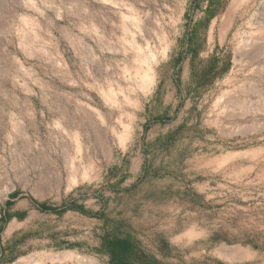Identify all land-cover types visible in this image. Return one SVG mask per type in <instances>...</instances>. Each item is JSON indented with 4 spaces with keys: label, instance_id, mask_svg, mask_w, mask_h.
<instances>
[{
    "label": "rangeland",
    "instance_id": "1",
    "mask_svg": "<svg viewBox=\"0 0 264 264\" xmlns=\"http://www.w3.org/2000/svg\"><path fill=\"white\" fill-rule=\"evenodd\" d=\"M257 38L264 0H0V264H264Z\"/></svg>",
    "mask_w": 264,
    "mask_h": 264
},
{
    "label": "bare ground",
    "instance_id": "2",
    "mask_svg": "<svg viewBox=\"0 0 264 264\" xmlns=\"http://www.w3.org/2000/svg\"><path fill=\"white\" fill-rule=\"evenodd\" d=\"M262 40H264V39L263 38H260V39L257 38L256 40H254V42H253L254 44L252 43L253 45H251V46H250V44H249L250 42H249L248 45L245 46V50H247L248 53L251 56H253V57H251V59H253L252 63L258 64L259 66L262 67V69H263L262 74H263V72H264V45H262L263 44ZM251 41H252V39H251ZM242 51H243V49H242ZM243 53H245V52H243ZM240 54H241V52H240ZM243 58H244V55H243ZM140 60L142 62H146L145 59H140ZM144 77L146 80L150 81V76L148 74H144ZM236 103H237V101H236ZM235 105L236 104H234V106ZM60 107H62V106H60ZM92 113L90 111L91 116L93 115ZM59 114L62 116L63 119H65V121L63 122V125H62L63 128H65V130L69 133L74 132L73 138L76 139L78 147H80L79 136H82V134L84 132H86L87 136H89L91 138V140L95 141L96 144L97 143H98V145L101 143L103 144V138H101V132H100L101 128L99 130L98 124L92 118L93 116L91 117V116L85 114L84 116H81V117H73L68 113L67 110H63L62 108L59 111ZM105 152L108 154L110 153V151L107 149H105ZM87 159L91 160L90 158H87ZM67 165L69 168L68 170L73 171V173H75L79 170L76 163H74L72 159L67 161ZM36 166H38V165H36ZM43 169L44 170L41 172V175H42L41 178L42 179L44 178L46 180L50 179L51 182L53 181V183H57L59 185L60 180H59V177L57 176V173L54 170H52L51 168H45L44 167ZM40 171H41V169H40ZM73 173L70 174V176H69V179L71 180V182H75V180H76V178H74ZM36 190L41 191V189L38 187H36Z\"/></svg>",
    "mask_w": 264,
    "mask_h": 264
},
{
    "label": "trees",
    "instance_id": "3",
    "mask_svg": "<svg viewBox=\"0 0 264 264\" xmlns=\"http://www.w3.org/2000/svg\"><path fill=\"white\" fill-rule=\"evenodd\" d=\"M40 209L42 211H45V212H58V211L65 212L68 210L66 208L65 209H52V208H48L44 205H40ZM128 248H129V243H127L124 240L116 241V242L110 244L111 254L115 258L119 253H125L128 250Z\"/></svg>",
    "mask_w": 264,
    "mask_h": 264
}]
</instances>
